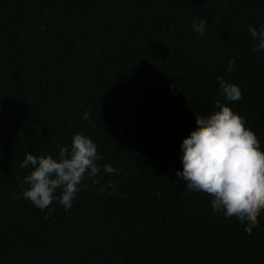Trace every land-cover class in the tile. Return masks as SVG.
Masks as SVG:
<instances>
[{
  "label": "trees",
  "instance_id": "16d2710c",
  "mask_svg": "<svg viewBox=\"0 0 264 264\" xmlns=\"http://www.w3.org/2000/svg\"><path fill=\"white\" fill-rule=\"evenodd\" d=\"M261 24L264 0H0V264H264V210L246 234L174 174L216 100L264 154V54L248 32ZM217 76L242 98L225 100ZM78 132L100 171L70 209L36 208L20 162Z\"/></svg>",
  "mask_w": 264,
  "mask_h": 264
},
{
  "label": "clouds",
  "instance_id": "9594fccd",
  "mask_svg": "<svg viewBox=\"0 0 264 264\" xmlns=\"http://www.w3.org/2000/svg\"><path fill=\"white\" fill-rule=\"evenodd\" d=\"M192 27L203 36L208 23L203 18L198 22L194 19ZM248 32L255 42V51L264 54V24L249 25ZM233 64L230 58L227 72L232 71ZM217 81L225 100L242 98L238 85L223 76H217ZM88 116L85 111L82 119L87 120ZM194 123L195 127L179 143L182 167L175 171V176L184 181L188 191L210 194L214 211L228 221L235 219L247 225L245 233H251L264 210V154L257 139L245 130L243 118L220 100L215 101V109L206 116H194ZM99 159L94 141L79 132L71 137L70 145L59 147L56 156L26 153L21 167L31 170L23 178L28 186L20 195L41 210L54 200L68 210L85 176L95 177L100 171L96 164ZM117 171L109 163L103 165L105 173ZM107 187H112L111 181Z\"/></svg>",
  "mask_w": 264,
  "mask_h": 264
}]
</instances>
